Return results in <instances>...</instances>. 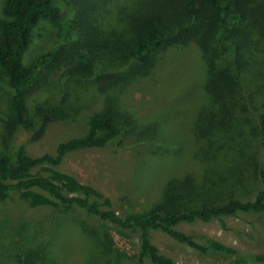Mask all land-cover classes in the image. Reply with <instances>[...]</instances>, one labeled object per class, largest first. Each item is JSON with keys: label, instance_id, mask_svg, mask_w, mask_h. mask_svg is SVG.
I'll use <instances>...</instances> for the list:
<instances>
[{"label": "trees", "instance_id": "obj_1", "mask_svg": "<svg viewBox=\"0 0 264 264\" xmlns=\"http://www.w3.org/2000/svg\"><path fill=\"white\" fill-rule=\"evenodd\" d=\"M42 24L57 28L56 39L62 41L24 64ZM192 44L200 48L207 68V98L194 126L196 139L202 141L195 154L202 177L190 171L172 176L149 208L121 216L110 197L57 168L73 151L104 148L126 135L131 119L124 113L125 95L151 75L167 52ZM55 78L93 79L104 107L90 113L86 133L59 144L56 155L32 157L25 145L15 146L11 140L20 129H36L27 99L41 83L51 96L52 86L59 83ZM0 88L8 95L0 204L17 194L30 209L83 210L138 236L135 264H184L154 243L152 233L158 231L202 256L232 258L229 264H264V252L243 253L208 235H189L179 228L264 213V153L262 159H217L227 158L238 138L242 143L260 141L264 152V0H2ZM61 93L69 97L67 90ZM68 109L45 105L37 107L36 114L44 120L48 116L66 121ZM243 110H250L252 118ZM151 140L150 147L169 146ZM255 187L253 199L236 197ZM57 238L52 232L51 240L24 249L15 255L16 264H53L51 249Z\"/></svg>", "mask_w": 264, "mask_h": 264}, {"label": "rangeland", "instance_id": "obj_2", "mask_svg": "<svg viewBox=\"0 0 264 264\" xmlns=\"http://www.w3.org/2000/svg\"><path fill=\"white\" fill-rule=\"evenodd\" d=\"M67 19L65 16L63 23ZM56 37L57 28L42 24L35 33L27 59L25 55L24 64L37 53L54 50L55 42L60 40ZM203 61V54L195 44L167 52L151 75L135 83L123 98L127 107L124 113L131 119L129 132L104 148L69 153L57 169L110 197L121 216L149 208L159 199L162 185L172 176L190 171L201 179L202 165L195 160L200 159L195 154H199L202 141L196 139L194 126L207 98L204 92L207 68ZM55 79L59 83L52 86L51 96L41 83L27 99L36 129L31 132L20 129L11 140L15 146L25 145L32 157L56 155L58 145L84 135L89 114L104 107V99L97 95L93 79ZM65 90L69 97H63L61 91ZM7 102L8 95L0 88V150L5 148L2 134L5 133L3 121ZM45 105L70 108L71 115L66 121L49 118L45 122L36 114V108ZM248 111L243 110L242 114L252 118ZM42 125V134L32 140ZM149 137L151 141L160 139V144L165 142L169 146L150 147ZM139 140L143 143L139 144ZM244 142L238 138L229 148L227 158L220 155L217 159H262L264 152L260 141ZM256 191L255 187L246 194L239 192L236 197L251 200ZM179 228L189 235H208L243 253L264 252V213L240 214L210 223L182 224ZM52 232L54 236L58 233L51 249L53 264H135L139 258L137 235L119 231L78 208L71 211L30 209L13 194L8 203L0 204V264H16L15 255L41 241L51 240ZM152 238L162 253L179 263L229 264L232 261L228 257L199 255L159 231L153 232ZM146 264L151 263L146 261Z\"/></svg>", "mask_w": 264, "mask_h": 264}, {"label": "water", "instance_id": "obj_3", "mask_svg": "<svg viewBox=\"0 0 264 264\" xmlns=\"http://www.w3.org/2000/svg\"><path fill=\"white\" fill-rule=\"evenodd\" d=\"M47 120H49V117H48V116L46 117L45 122H46ZM43 126H44V125H42V126L40 127V129L35 133V135L32 137V140L38 138V137L42 134Z\"/></svg>", "mask_w": 264, "mask_h": 264}]
</instances>
